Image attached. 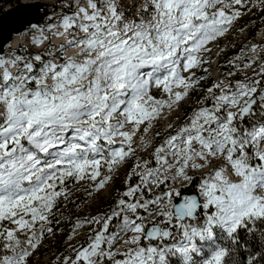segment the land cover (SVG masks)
<instances>
[{
	"label": "snow or ice",
	"instance_id": "1",
	"mask_svg": "<svg viewBox=\"0 0 264 264\" xmlns=\"http://www.w3.org/2000/svg\"><path fill=\"white\" fill-rule=\"evenodd\" d=\"M248 5L264 12V0H75L71 15L47 25L65 37L59 48L0 58V264H30L53 231L50 216L67 199V180L105 188L134 154L140 126L147 133L165 106L178 105L199 83L181 71L205 63L200 54ZM68 48L77 51L67 55ZM153 87L167 98L154 97ZM205 99L211 107L194 111L155 147L154 168L149 160L132 166L128 179L139 183L109 215L86 221L103 229L61 257L63 264H236L241 248L242 264H264V230L255 253L240 235L254 236L264 224V88L247 78L235 87L221 81ZM196 172L194 190L182 192ZM113 218L119 223L109 234ZM118 239L126 245L121 259L113 250Z\"/></svg>",
	"mask_w": 264,
	"mask_h": 264
},
{
	"label": "rangeland",
	"instance_id": "2",
	"mask_svg": "<svg viewBox=\"0 0 264 264\" xmlns=\"http://www.w3.org/2000/svg\"><path fill=\"white\" fill-rule=\"evenodd\" d=\"M122 2L135 3V0H122ZM140 2H142V0H140ZM23 4H25L24 0H13L11 2H4L2 8L0 0V18L4 17L7 10L21 7ZM42 4L50 6V9L40 24L32 25L25 30L28 34L40 32L41 28L44 29V33H50L47 29V25L56 24L59 22V17L68 15L65 13V10L60 11L58 8H53L55 5L59 7H69V3L65 0H55L53 3L44 2ZM249 9H251V5L241 9V17L233 22L229 30L222 37H218L215 41L209 42L207 48H209L210 51L200 54V57L205 63L194 69H190L188 72L181 71L182 75L199 81L198 84L189 89L188 95L180 101L178 105H173L171 109L165 106L161 110L160 115L151 121V127L147 133L143 132L144 125L140 126L132 142V147L139 156V162L149 160V167L154 168L156 165L152 164L155 163L152 154L155 147L160 146L167 137L174 135L179 127L188 123V118L192 116L194 111L201 107H211L212 101L210 99H205L206 90L202 89L204 81H209V79H211L212 83L223 81L225 85L231 84L233 87H235L236 81H245L246 78L249 81H258L253 80V76L260 72V65L264 63V26L253 35V38H251L250 30L252 23H245V21L249 19L264 21V12L260 9ZM130 14L131 13H126V15ZM11 39L10 47L12 52L10 54L0 55V58L12 59L13 57L21 56L27 59L24 55L29 53L31 54V59L36 54H40V51H36L27 44H21L19 48L14 50L12 48ZM54 43L52 39L48 40V43L45 44L47 51H55L59 48L60 44L64 42L59 45ZM68 50L69 49H67L66 52L67 55ZM17 51H19V53H17ZM223 56L225 59L221 60ZM56 57H60V54L58 53ZM47 59H49V57ZM36 63L38 62H35V67ZM245 64H250V67H245ZM222 65L224 69H227L226 73H222ZM14 69L10 70L13 72ZM201 77H204V79H200ZM260 85L264 88L262 84ZM150 91L154 97L159 99L167 98L165 94H162L160 90L155 87ZM213 91L216 92L217 90L214 89ZM201 101H203V103H201ZM258 106L259 101L256 105L257 111ZM71 135V132L66 133L65 139L70 140ZM141 136H143V141L140 139ZM116 146H118V142L113 145V147ZM169 162H171V158H169ZM215 163L219 164L220 162L216 161ZM128 166V159H126V161L114 172V178L108 182L104 189L99 191L93 189V182L90 180H67L66 201L68 203V211L73 214L83 213L87 215L85 219H88V221H90L92 217L103 219L109 215L111 211L116 208L121 194L126 191L129 186H135L139 183V178L136 176H132L131 179H128L127 174L130 172ZM104 171L106 172V169ZM204 171L207 172L208 169ZM200 175V172H196L194 179H199ZM130 181H136V184H131ZM175 186L180 187L179 184ZM188 186L189 185H187V187ZM184 189L185 188H181V191L184 192ZM144 196L146 198H151L152 193L144 190ZM118 223L119 221L116 218L109 221V234L117 231ZM102 229L103 224L101 223H87L85 221L80 223V226L77 225L74 227L65 239L63 235L55 238H43L38 249L32 254L30 264H57L58 261L59 264H63L58 255V248L60 246L63 256L70 255L71 251L73 252L74 249L81 247L79 244L84 237L88 236L90 233L101 231ZM69 235L72 236L71 240L68 239ZM70 246H72L73 250L70 249ZM103 247L107 249L108 246L103 245ZM124 247H126V245L122 243V239H118L114 242L113 250L118 253L116 256L117 259L122 258L119 252Z\"/></svg>",
	"mask_w": 264,
	"mask_h": 264
},
{
	"label": "trees",
	"instance_id": "3",
	"mask_svg": "<svg viewBox=\"0 0 264 264\" xmlns=\"http://www.w3.org/2000/svg\"><path fill=\"white\" fill-rule=\"evenodd\" d=\"M13 0H1L2 3V8L4 5V2H11ZM69 3V7H62V6H58L55 5L53 8H58L60 11L61 10H65V13L68 15H71L74 11H75V0H65ZM83 0H81L82 2ZM20 6V4H19ZM50 9V6L48 5H43V7L41 8V12L43 15V18H45L46 14L48 13ZM252 23V27L250 30L251 33V38H253V35L259 31L263 26H264V21H255V20H247L245 21V23ZM47 50V47L45 46L43 49H41L40 54H43L45 51ZM11 51V47H10V41L6 43L5 47H4V54H10ZM17 53H19V51H17ZM27 57V59H30L31 54H27L24 55ZM44 59H47L48 56H43ZM224 56L221 60H224ZM227 59V57H226ZM229 60V57H228ZM39 67V63H36V68L38 69ZM227 69H224V66L222 65V73H226ZM253 80H258L260 82V84L263 85L264 87V74H261V72L257 73L256 75L253 76ZM212 82L211 79L206 80L203 82V88L204 90H206L207 88H209L210 86H212ZM259 118V117H257ZM247 123V122H246ZM139 162V156L137 155V153L134 151V154H131L130 157L128 158V163H129V170L131 171V168L134 164ZM153 165L155 163H152ZM199 182V179H194L193 180V184L189 185L186 189H184V192L186 191L187 194H190L193 190L195 185ZM131 184H136V181H130ZM68 203L66 201V199H64L63 197L59 198V201L56 205V208L54 209L55 211V215L54 216H50V220L51 223L49 225V227L52 228V233H45L44 234V238H55V237H59L61 235H63V238L65 239L67 237V235L69 233H71L72 229L74 227H76L78 224L77 222L79 221L80 223L88 221V219H85V217L87 215L83 214V213H78V214H73L71 212L68 211ZM102 224V223H101ZM109 230V229H108ZM260 230H264V224L258 223L257 224V232L254 236H249L248 234L244 233L243 231H241L240 235H241V244L245 245L246 247H248L253 253H255L256 251L260 250V238H259V232ZM93 236V233H90L88 236L84 237L81 242H80V246L84 245L87 246V244L90 242L89 238ZM66 248V246H65ZM70 249L73 250L72 246H70ZM0 252H2V250H0ZM73 252H70V255H72ZM58 255L61 257H63L62 254V248L61 246L58 248ZM234 261L236 262V264H242L243 261H245L247 259V252L244 251L243 248H241L239 251H237L234 254L233 257Z\"/></svg>",
	"mask_w": 264,
	"mask_h": 264
},
{
	"label": "water",
	"instance_id": "4",
	"mask_svg": "<svg viewBox=\"0 0 264 264\" xmlns=\"http://www.w3.org/2000/svg\"><path fill=\"white\" fill-rule=\"evenodd\" d=\"M42 7L41 2L25 3L21 7L6 11L4 17L0 18V55H4V47L14 34L42 22Z\"/></svg>",
	"mask_w": 264,
	"mask_h": 264
},
{
	"label": "bare ground",
	"instance_id": "5",
	"mask_svg": "<svg viewBox=\"0 0 264 264\" xmlns=\"http://www.w3.org/2000/svg\"><path fill=\"white\" fill-rule=\"evenodd\" d=\"M55 0H24V3L29 4V3H36V2H47V3H53ZM84 1H82L83 3ZM133 2V1H132ZM59 23V22H57ZM44 37H41V33L37 32V33H32V34H28L27 31H23L17 34H14L12 36L11 39V43H12V48L14 50H16L17 48H19V46L21 44H27L29 46H31L33 49H35L36 51H41V49L45 46L46 43H48V40L52 39L56 44L59 45L60 43L64 42L65 37L63 36H53L52 33H44ZM70 37V36H69ZM35 39H41L42 42L39 44L34 43ZM53 43V42H52ZM68 55H72L74 52H76L77 50L75 48H68ZM15 57H13L12 59H14ZM10 59V58H9ZM57 60H59L60 58L56 57ZM14 68H12L11 70H13ZM15 71V69H14Z\"/></svg>",
	"mask_w": 264,
	"mask_h": 264
}]
</instances>
